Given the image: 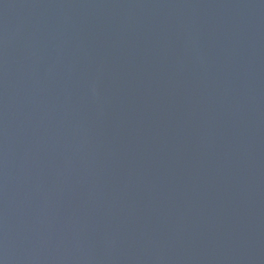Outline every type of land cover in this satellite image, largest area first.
<instances>
[{"label":"water","instance_id":"water-1","mask_svg":"<svg viewBox=\"0 0 264 264\" xmlns=\"http://www.w3.org/2000/svg\"><path fill=\"white\" fill-rule=\"evenodd\" d=\"M0 264H264V0H0Z\"/></svg>","mask_w":264,"mask_h":264}]
</instances>
